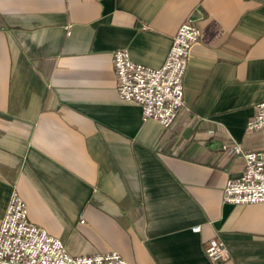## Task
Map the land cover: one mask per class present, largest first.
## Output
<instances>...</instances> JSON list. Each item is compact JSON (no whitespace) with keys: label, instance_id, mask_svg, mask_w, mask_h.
<instances>
[{"label":"crops","instance_id":"1","mask_svg":"<svg viewBox=\"0 0 264 264\" xmlns=\"http://www.w3.org/2000/svg\"><path fill=\"white\" fill-rule=\"evenodd\" d=\"M188 16L200 35L165 127L119 96L112 52L159 66ZM263 98L264 0H0V219L16 189L72 254L264 264V202L223 200L245 160L222 148L264 150L246 129Z\"/></svg>","mask_w":264,"mask_h":264},{"label":"built area","instance_id":"2","mask_svg":"<svg viewBox=\"0 0 264 264\" xmlns=\"http://www.w3.org/2000/svg\"><path fill=\"white\" fill-rule=\"evenodd\" d=\"M199 35L200 28L188 16L173 34L163 62L155 67L133 60L126 48L112 52L118 94L140 105L143 120L153 118L167 127L175 119L184 104L183 78L191 46ZM246 129H264V98L255 104ZM222 148L229 153H241L245 160L242 174L226 181L223 200L237 204L264 202V150L243 151L236 141L224 142ZM200 228V224L191 226L193 231ZM203 249L214 263L228 256L225 242L218 237L205 240ZM0 264L130 263L116 250L70 253L61 238L29 219L26 202L13 189L0 219Z\"/></svg>","mask_w":264,"mask_h":264}]
</instances>
